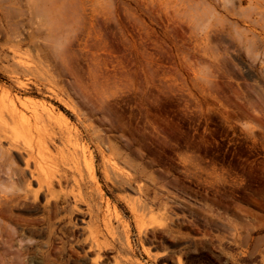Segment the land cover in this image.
<instances>
[{"label":"rangeland","instance_id":"obj_1","mask_svg":"<svg viewBox=\"0 0 264 264\" xmlns=\"http://www.w3.org/2000/svg\"><path fill=\"white\" fill-rule=\"evenodd\" d=\"M0 83L76 127L52 193L0 141V264H264V0H0Z\"/></svg>","mask_w":264,"mask_h":264},{"label":"bare ground","instance_id":"obj_2","mask_svg":"<svg viewBox=\"0 0 264 264\" xmlns=\"http://www.w3.org/2000/svg\"><path fill=\"white\" fill-rule=\"evenodd\" d=\"M39 108L47 109L49 116L66 126L69 134L74 132L75 125L62 112H56L51 104L41 99L13 94L0 83V141L6 142L8 149L22 155L29 172V183L35 181L38 185L36 193H52L55 181L61 184L62 175L59 173L58 163L52 159L54 154L40 134L42 130H46V122L42 119ZM67 142L70 156L67 164L70 170L74 174L77 171L80 175L85 170L96 183L95 161L88 146L79 139L69 138Z\"/></svg>","mask_w":264,"mask_h":264}]
</instances>
